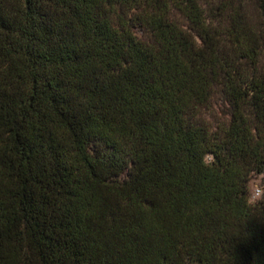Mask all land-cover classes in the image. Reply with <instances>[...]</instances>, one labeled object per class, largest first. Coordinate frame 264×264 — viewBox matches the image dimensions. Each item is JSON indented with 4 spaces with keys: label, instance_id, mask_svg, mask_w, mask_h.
Wrapping results in <instances>:
<instances>
[{
    "label": "trees",
    "instance_id": "16d2710c",
    "mask_svg": "<svg viewBox=\"0 0 264 264\" xmlns=\"http://www.w3.org/2000/svg\"><path fill=\"white\" fill-rule=\"evenodd\" d=\"M264 0H0V264H264Z\"/></svg>",
    "mask_w": 264,
    "mask_h": 264
},
{
    "label": "clouds",
    "instance_id": "9594fccd",
    "mask_svg": "<svg viewBox=\"0 0 264 264\" xmlns=\"http://www.w3.org/2000/svg\"><path fill=\"white\" fill-rule=\"evenodd\" d=\"M244 196L246 203L251 207L264 202V182L258 179L253 181L249 175L244 183Z\"/></svg>",
    "mask_w": 264,
    "mask_h": 264
},
{
    "label": "rangeland",
    "instance_id": "374dc122",
    "mask_svg": "<svg viewBox=\"0 0 264 264\" xmlns=\"http://www.w3.org/2000/svg\"><path fill=\"white\" fill-rule=\"evenodd\" d=\"M260 180L261 182H262V176H254L253 178H252V180L253 181H255V180Z\"/></svg>",
    "mask_w": 264,
    "mask_h": 264
}]
</instances>
